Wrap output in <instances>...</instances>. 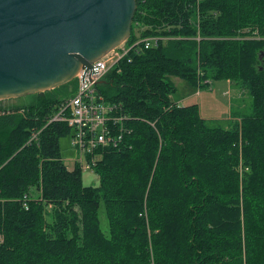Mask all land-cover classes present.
<instances>
[{
  "label": "trees",
  "instance_id": "trees-1",
  "mask_svg": "<svg viewBox=\"0 0 264 264\" xmlns=\"http://www.w3.org/2000/svg\"><path fill=\"white\" fill-rule=\"evenodd\" d=\"M135 1L126 42L158 41L96 87L123 115L95 151L98 186L67 168L71 128L51 120L75 79L0 100V264H264V0ZM170 76L239 83L251 112L209 125L172 100Z\"/></svg>",
  "mask_w": 264,
  "mask_h": 264
},
{
  "label": "water",
  "instance_id": "water-1",
  "mask_svg": "<svg viewBox=\"0 0 264 264\" xmlns=\"http://www.w3.org/2000/svg\"><path fill=\"white\" fill-rule=\"evenodd\" d=\"M135 0H0V100L60 87L131 35Z\"/></svg>",
  "mask_w": 264,
  "mask_h": 264
},
{
  "label": "built area",
  "instance_id": "built-area-1",
  "mask_svg": "<svg viewBox=\"0 0 264 264\" xmlns=\"http://www.w3.org/2000/svg\"><path fill=\"white\" fill-rule=\"evenodd\" d=\"M158 38L149 37L136 40L132 44L123 42L90 67L83 66L77 73L74 93L59 102L51 120L67 123L71 128V146L77 151L74 165L85 170H93L96 150L120 140L119 129L123 115L116 105L106 102L97 92V85L104 79L113 65L128 51L143 42L145 47L156 44ZM209 84V80L204 81Z\"/></svg>",
  "mask_w": 264,
  "mask_h": 264
},
{
  "label": "rangeland",
  "instance_id": "rangeland-1",
  "mask_svg": "<svg viewBox=\"0 0 264 264\" xmlns=\"http://www.w3.org/2000/svg\"><path fill=\"white\" fill-rule=\"evenodd\" d=\"M259 58H262V54ZM170 79L176 87V91L171 95L172 100L181 99L180 102L183 105L196 103L200 116L209 125L228 127L238 117L251 112L252 97L239 83H232L226 79H211L209 84L202 83L195 86L177 76H170ZM33 99H35L34 96L25 95L18 98L2 99L1 103L25 104ZM72 133L62 137L59 142L62 159L68 169L73 168L74 159L77 156V151L71 146ZM81 179L85 185H99V176L94 170L82 169ZM100 219L102 228L106 230L107 224L102 207L100 208Z\"/></svg>",
  "mask_w": 264,
  "mask_h": 264
},
{
  "label": "crops",
  "instance_id": "crops-1",
  "mask_svg": "<svg viewBox=\"0 0 264 264\" xmlns=\"http://www.w3.org/2000/svg\"><path fill=\"white\" fill-rule=\"evenodd\" d=\"M181 99L179 100H176V102L179 104V105H183L181 102H180ZM175 101V100H174ZM191 104V103H190Z\"/></svg>",
  "mask_w": 264,
  "mask_h": 264
}]
</instances>
